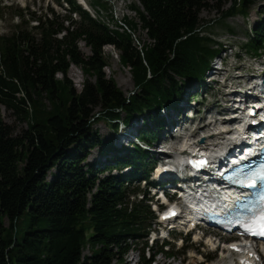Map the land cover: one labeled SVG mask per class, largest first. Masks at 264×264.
<instances>
[{
    "label": "trees",
    "instance_id": "obj_1",
    "mask_svg": "<svg viewBox=\"0 0 264 264\" xmlns=\"http://www.w3.org/2000/svg\"><path fill=\"white\" fill-rule=\"evenodd\" d=\"M60 1L63 16L49 8L42 16L15 9L19 25L0 36V107L26 125L14 134L0 118V264L122 263L154 218L138 189L148 184L152 161L136 144L116 148L111 137L102 141L92 125L104 121L112 134L119 122L128 126L139 118L137 139L155 142L159 111L174 108L202 83L220 52L199 30L207 0H136L130 8L137 24L123 20L115 29L92 19L74 0H54L58 6ZM86 2L93 11L104 8L99 0ZM253 4L231 0L220 17L245 16ZM257 14L243 44L254 57L264 53V5ZM30 21L35 26L27 27ZM137 26L148 40L139 49L131 40ZM80 42L89 55L79 52ZM106 45L118 51L131 74L134 92L127 97L104 76ZM70 66L92 78L78 92L66 77ZM93 149L100 161L84 163ZM140 244L135 264L174 254L167 242ZM86 246L90 253L82 256Z\"/></svg>",
    "mask_w": 264,
    "mask_h": 264
},
{
    "label": "rangeland",
    "instance_id": "obj_2",
    "mask_svg": "<svg viewBox=\"0 0 264 264\" xmlns=\"http://www.w3.org/2000/svg\"><path fill=\"white\" fill-rule=\"evenodd\" d=\"M230 1L231 0H222L221 5L218 6L216 0H207L208 6L200 10L198 14L200 20V33L208 35L213 41H216L220 45L218 47L220 51L219 56H225L222 66L224 71L217 76L210 75V77H208V75H204L202 83L198 84L196 87H190L176 106L180 109V113L166 112V125L164 120V127L158 133L159 140L154 143V146H151L152 149H167V152H173L174 148L178 149L179 145L188 140L194 127L207 123L210 117H216L217 119L221 117L217 112H219V114L223 113V110L221 109L224 106H221L220 100H224L225 96L222 98V93H225V90L229 88L234 90L240 89V87H230V85L235 84V82H238L239 86L242 85L240 84L241 82L248 84V79L252 78L254 75V73L249 70V68H254V62L258 63L261 68H264V53L259 57H254L251 56L243 46L249 35V28L258 18L257 10L259 11V8L264 5V0H254L253 6L245 16L232 15L231 17H220V12L229 7ZM99 2L104 4V8L96 7L94 10L98 11V14L96 15L93 9L89 7V15H92L94 18L96 17L99 22L106 24L109 29H115V25L123 20L137 24L136 15L130 8L136 4L135 0H99ZM46 4L56 14L60 16L66 15V8L64 9V5H62L61 8L51 0H0V36L10 34L15 26L19 25V19L13 15L15 9H28L30 12H34L36 16H42L44 15ZM2 6H7L8 8H3ZM26 19L27 15H25L23 20L26 21ZM35 24L34 21H30L27 23V27L35 26ZM131 40L133 46L137 49L148 41L144 32L138 26L133 32H131ZM228 47H232L233 49L230 50ZM77 48L83 56L90 54L88 48H86L81 42L77 44ZM222 49H226L225 54H222ZM101 53L105 61V69L103 70L104 76L106 79L112 80L113 84L122 95L127 97L134 92V87L129 70L121 66L118 61V51L111 46H105L101 49ZM239 75L242 77L238 78ZM66 77L76 92L80 90L81 83L86 78L79 69L72 66L69 67ZM224 78H230L232 80L224 81L221 85L220 81L222 82ZM57 79H59V75L57 76ZM86 79L92 81V78L90 77H87ZM237 99L238 98L236 97L235 106L238 108L239 103L236 102ZM97 109L98 108H96L95 111ZM164 113L161 112L160 115L163 116L162 114ZM0 118L5 124L13 127L14 134H19L20 131L24 130L26 127L24 123L16 120L10 111H7L2 107H0ZM168 118L172 120H168ZM140 122L141 121L138 118L136 121H131L130 125L133 128H136L140 126ZM92 129L97 131V134L102 141H107L111 137L109 125L104 121L99 120L92 125ZM164 129H166V131H164ZM185 129L188 130L186 131ZM210 129H212V127L197 131L195 135L190 137L192 139L189 138L191 140L189 142L200 141L203 136L206 137L208 134L209 136L212 135L213 132L211 133ZM163 137L165 140L170 141V148L168 145L166 146L163 143H159ZM179 140H181V142ZM169 141L164 142L169 143ZM123 142L125 141L116 140L114 145L118 147V144ZM203 142L205 143L206 141L203 140ZM149 157L151 158V161L154 162L160 160L157 158L156 154H150ZM96 161H100V154L97 149H93L89 151L84 163H93ZM122 172H125V170H122ZM111 173L116 174L115 171H111ZM138 189L141 191L143 189L142 185H140ZM139 198V196H134V201H137ZM150 210L152 211V207H150ZM4 226H6V221H4ZM155 228L156 223L151 221L149 229L152 231V229L156 230ZM151 236L154 239V235ZM215 237L219 238V234L216 233ZM219 239L225 240L222 238ZM146 240L149 245L152 239L147 237ZM166 240L170 241L169 243L172 242L171 244L173 248L171 251L174 254L171 258H164L162 254L156 255L153 257V262L151 264H234L233 256L226 255L223 251L220 254L219 250L211 252V247L206 243L207 241L203 244L194 238L190 237L189 239L188 237L187 239V236L176 234L174 232L170 233L169 236L166 237ZM179 240H181V246L178 245ZM160 241L161 239L158 238L157 244H159ZM141 242L142 240H138L137 242L131 243V248L124 254L122 263L112 261L111 264H135L138 259L137 251L141 247ZM89 253L90 249L86 246L82 250V256H87Z\"/></svg>",
    "mask_w": 264,
    "mask_h": 264
},
{
    "label": "bare ground",
    "instance_id": "obj_3",
    "mask_svg": "<svg viewBox=\"0 0 264 264\" xmlns=\"http://www.w3.org/2000/svg\"><path fill=\"white\" fill-rule=\"evenodd\" d=\"M79 1H80L79 2L80 4H84V5L86 4L84 1H81V0H79ZM85 7L87 8L86 5H85ZM211 75H213V74H211ZM208 77H210V75ZM241 77L242 76H238V78H241ZM231 80L232 79H230V78H225L224 79V81H231ZM249 80H251V78L248 79V82H249ZM253 83L254 82H251V85ZM247 86H248V84L242 82V85L240 86V88L242 90H245L247 88ZM230 87L231 88H239V86L236 84V82H235V84L230 85ZM255 88L256 87L253 86L251 88V90L252 89H255ZM231 93H235V94L238 95L240 93V91H236V90L235 91H225V93H222V98L225 96V99L224 100L223 99L220 100L221 106L222 105L224 106V107L222 106L223 108L221 110H223V112H228L226 115H230L232 113H236L237 112L236 109L234 108V102H235V100L233 98L234 96ZM187 107H189V106H187ZM175 111L180 113V109L178 107L175 108ZM217 113H219V112H217ZM218 115H220V114H218ZM168 120H172V119L168 118ZM228 125H229V121H226V120L220 119V118L217 119L216 117L215 118L214 117H210V120L207 123H203L202 125H198V126L194 127V129L192 130V134L189 136V138L192 135H195L197 133V131H202V130H205L206 128L208 129V128L212 127V129H210V132L211 133L213 132L212 135L209 136V134H208L206 137H204V140L205 141H210V143L218 144L220 141H222L223 139L228 138L229 135L233 134V133H230V132L223 133L225 127H227ZM163 127H164L163 126V123H158V125L156 127L158 129L157 130L158 133L161 131V129H163ZM183 127H184V125H183ZM134 131H135V129L129 131V133L130 132H134ZM164 131H166V129H164ZM186 134H185V136H186ZM189 138H188V140L185 141V143H182L180 145V148H179V150H178V152L176 154L177 155V158L179 159L178 161H180V162L182 161V159L185 157V154H186L184 149L187 148L189 150L191 147H198V146H196L197 142H199V144H200L199 147L201 149L206 150L204 148L205 145L203 143H200L201 140L200 141L197 140V141L189 142V141H191L190 139H192V138H190V139ZM121 141H123V139ZM164 141H169V140H165L164 137H163V139H161L159 143L160 144L163 143L166 146L168 145L169 148H170L171 147L170 146V141H169V143L168 142L165 143ZM179 141L181 142V140H179ZM183 142H184V140H183ZM175 143H174V145H175ZM166 150H162L161 153H157L156 154L157 155V158L160 159V162L161 163H164V165H161L160 166V170H165L166 172H168V171L172 172L171 175H173L174 177L179 176V177L182 178V180L180 182L181 185L186 184V185H189L190 186V183L192 181H190V180L187 179L186 170L184 169V167L181 165L180 162H172L171 161L172 155L170 156V154ZM163 151H166V152L163 153ZM165 164L168 165V166H166ZM162 168H164V169H162ZM226 201H231V198L229 196H226ZM207 243L209 244V246H213L212 245L213 243L211 241H207ZM260 250H261V252H263L264 248L263 247H260ZM222 251L225 252L226 255L236 256L237 257L234 260V264H238L237 262L239 261L240 258H242V259L247 260V261L250 262L249 256L250 255L252 257L254 256V254H252L254 252V250L252 248L246 247L245 246V243H241V242L232 243L230 245L223 246V250ZM256 256H259V254L258 255L256 254ZM262 264H264V260L262 261Z\"/></svg>",
    "mask_w": 264,
    "mask_h": 264
},
{
    "label": "snow or ice",
    "instance_id": "obj_4",
    "mask_svg": "<svg viewBox=\"0 0 264 264\" xmlns=\"http://www.w3.org/2000/svg\"><path fill=\"white\" fill-rule=\"evenodd\" d=\"M252 177H256V178H259L260 180H264V169H261L260 171L252 173L250 175L249 179L246 181L248 186H252V179H251ZM250 231H251V234L253 235H259V236L264 237V225H262L258 231H253L251 229Z\"/></svg>",
    "mask_w": 264,
    "mask_h": 264
}]
</instances>
